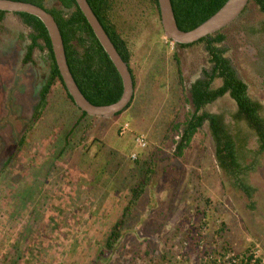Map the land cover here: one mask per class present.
I'll return each mask as SVG.
<instances>
[{
    "label": "rangeland",
    "instance_id": "1",
    "mask_svg": "<svg viewBox=\"0 0 264 264\" xmlns=\"http://www.w3.org/2000/svg\"><path fill=\"white\" fill-rule=\"evenodd\" d=\"M44 4L58 7L53 0H44ZM147 6V0H124L116 12L133 54L134 101L119 115L95 119L97 126L88 132V141L95 133H103V139L86 156L79 144L73 150L68 148L60 159H53L62 147L57 138L71 123L67 120L70 109L59 94L51 95L44 118L32 124L26 144L19 145L31 125L49 64L39 48L34 49L32 62L23 63L30 29L19 15L7 13L0 21V264H199L203 251L221 248L223 240L216 236L220 221L231 222L234 215L235 226L225 233V239L237 253L249 248L264 260V156L250 176L258 189L254 210L246 208V197L223 177L206 125L184 155L176 157L173 140L178 135L165 137L173 108L182 104L172 54L180 60L185 88L209 69L208 55L203 43L179 49L170 42L167 48L165 40L169 39L162 34L160 21L139 22ZM247 6L223 30L226 39L220 46L248 84L251 97L262 104L264 114V74L257 63L264 33L243 32L245 26L264 25V15L252 0ZM220 84L216 80L214 87ZM184 106L183 112L191 108V104ZM206 110L222 114L227 123L234 124L231 115L236 105L228 95L207 105ZM125 120L133 131L146 135L149 144L158 149L156 153L149 147H137L130 134L117 136L116 130ZM249 136L248 147L256 148L255 137ZM131 151L132 158L143 153V160H151L155 166L143 194L125 218L121 237L107 250L106 237L122 217L131 196L127 186L135 180L123 178L120 185L111 177L103 186L105 175L98 172L110 159L106 173L115 164L127 162ZM71 173L82 178L78 191L65 187ZM113 181L118 185H112ZM204 196L213 207L205 217L206 224L197 213L201 209L208 212ZM99 251L105 253L99 255Z\"/></svg>",
    "mask_w": 264,
    "mask_h": 264
},
{
    "label": "trees",
    "instance_id": "2",
    "mask_svg": "<svg viewBox=\"0 0 264 264\" xmlns=\"http://www.w3.org/2000/svg\"><path fill=\"white\" fill-rule=\"evenodd\" d=\"M14 1L33 3L45 8L52 14L63 39L70 71L79 89L91 103L94 105H107L116 102L121 97L123 85L120 75L102 48L75 0H53L58 4V7L52 8H47L44 4V0ZM87 1L118 53L128 64L129 70L131 71L134 82V94L130 104L127 106V108H129L135 99L136 92V78L131 67L133 54L129 46L128 38L125 36L124 30L116 19V12H118L124 0ZM226 1L227 0H171L177 25L184 31L192 30L206 21L215 14ZM252 1L257 5L258 10L264 13V0ZM147 2V11L145 12V16L140 15L141 20H139V22L142 21L145 24L152 23L153 21L159 22L160 14L158 1L147 0ZM247 7L242 14L245 13ZM6 14L7 12L0 10V21L3 20ZM15 14L19 15L23 23L30 29L28 35L30 42L26 47L23 63L32 62L33 51L35 48H39L45 51L49 64V73L45 83L39 91V101L32 114L31 125L21 136L19 145L26 144L28 135L32 130V124L44 118V113L49 105L50 97L55 93L63 97L62 100L65 106L70 109L67 120L71 125L68 130H62L60 136L58 135L57 139L60 140L62 147L59 148L60 150L56 156H53V159H60L68 148H72L71 150H73L77 148L79 144H83L85 151L84 156H86L87 150L92 151L94 145L102 143L103 133L98 135L95 133L88 141V132L92 133L96 128L97 122L95 119L98 117L88 115L75 105L56 66L49 35L42 21L38 17L28 13L21 12ZM160 27L162 28L161 24ZM225 28L195 42L205 44L209 69H204V77L193 81L188 88H185L184 85L180 60L176 53L172 54L175 65L176 81L181 91L179 99L182 104L180 105L181 108L180 106L176 109L173 108L172 119L165 137L168 139L172 134L178 135V139L173 140V142L175 144L176 157H181L190 147L199 130L206 125L214 143L216 164L223 173V177L226 178L229 186L234 191L240 192L246 197V208L248 210H254L256 208L258 189L252 184L250 176L257 171L262 157L264 156L263 106L250 96L248 84L238 76L230 59L226 56V50L220 46L226 39V35L223 33ZM243 32L251 35L261 34L264 33V25L261 24L258 27L245 26ZM21 37L23 36L21 35ZM165 41V45L168 48L171 41ZM193 44L194 43H175V46L179 49H185ZM257 63L258 69L260 71L262 70V74H264V45L259 49ZM218 79L221 80V84L218 87H214V83ZM186 90L188 92L187 95ZM226 93H229L236 105V111L231 115L232 121L234 122L232 126L225 121L224 115L206 110L207 105L214 103ZM186 104H191V108L183 112L184 105ZM123 111L119 112L117 115L121 114ZM125 124H127V127L123 130L122 127H124ZM116 134L118 137H125L130 134L131 139L137 147H149L152 154L156 153L158 150L149 144L144 133L133 131L131 129V123L128 120H125L119 125ZM249 134H251V137H255L257 144L256 148L248 147ZM139 137L144 139V146L139 145ZM133 152L134 151H131L129 153L127 162L115 164L110 172L106 173V168L108 169L107 165L111 164V159L106 161L104 167L102 164V169L98 172L100 175H105L103 186L112 180L111 177H114L120 185L121 182L118 181H122L123 178H125L124 180H135L132 185L127 186L131 196L128 204L123 209L122 217L112 224L109 234L106 237L104 249L107 250L113 249L115 243L121 237L122 230L125 226V218L130 214L136 200L143 194L146 185L151 179L153 166H155L151 160H143V153L136 151V156L132 158ZM114 153V150L111 149V158L114 157ZM83 161L87 162V159L83 157ZM120 165L123 167L119 168ZM52 168H54L53 165L50 169ZM120 171L124 172V176L120 175ZM106 174L109 175L106 176ZM48 175V173L45 175V179L49 177ZM70 178V182H67L65 187L71 189L72 192L78 191L79 183L82 178L80 176L76 177V175L72 173L70 174ZM117 183L115 184L113 181L112 185H118ZM109 189L108 187L104 191L105 195H107ZM221 189L225 190V187L222 186ZM208 191L209 190L206 189V192ZM204 203L206 207L208 206V212H206L205 209H201L197 213L200 214V220H204L203 223L206 224L205 217L209 216L212 204L210 205L211 200L207 196H204ZM232 221H220L221 225L216 232V236L223 240V244L218 250L212 248L210 251H203V257L208 253L211 254L213 256V261H210L211 264H250L252 260H255L254 264H258L259 259H254V255L251 252L252 250L248 248L243 253H237L234 251L235 246L225 239V233L230 232L235 226V215ZM103 253L105 252L99 251V255ZM226 253H233V257L230 258V260H225L224 255ZM218 258L221 259L220 262Z\"/></svg>",
    "mask_w": 264,
    "mask_h": 264
},
{
    "label": "water",
    "instance_id": "3",
    "mask_svg": "<svg viewBox=\"0 0 264 264\" xmlns=\"http://www.w3.org/2000/svg\"><path fill=\"white\" fill-rule=\"evenodd\" d=\"M163 34L176 44H192L204 37L219 32L236 20L250 0H227L226 3L206 21L192 30L184 31L177 25L171 0H157ZM84 14L102 48L120 75L123 85L121 97L112 104L94 105L79 89L67 63L63 39L59 27L45 8L22 1L0 0V10L7 13H28L38 17L47 29L53 57L62 80L75 105L90 116L109 119L123 111L130 104L134 94V82L128 64L122 59L102 24L87 0H75Z\"/></svg>",
    "mask_w": 264,
    "mask_h": 264
},
{
    "label": "built area",
    "instance_id": "4",
    "mask_svg": "<svg viewBox=\"0 0 264 264\" xmlns=\"http://www.w3.org/2000/svg\"><path fill=\"white\" fill-rule=\"evenodd\" d=\"M171 43H173V42H171ZM126 127H127V124H125L124 127H122V129L125 130ZM138 142H139V145H141V146L145 145V141H144V139L142 137L138 138ZM252 254L254 255V259H259V263L258 264H263L264 260L262 261V259L257 256L255 251L252 252ZM232 257H233V253H226L224 255V259L225 260H230V258H232ZM200 260H201V262L199 264H208V263H210L211 260H213V256L211 254H206V255H204L203 260L202 259H200ZM218 261L220 262L221 259L218 258ZM254 262H255V260H252L250 264H254Z\"/></svg>",
    "mask_w": 264,
    "mask_h": 264
},
{
    "label": "flooded vegetation",
    "instance_id": "5",
    "mask_svg": "<svg viewBox=\"0 0 264 264\" xmlns=\"http://www.w3.org/2000/svg\"><path fill=\"white\" fill-rule=\"evenodd\" d=\"M262 14L264 15V13H262ZM229 25H230V24H229ZM224 28H225V27H224ZM195 44H198V43H194L193 45H195ZM203 44H204V43H203ZM193 45H191V46H193ZM191 46H190V47H191ZM204 48H205V44H204ZM203 77H204V75H203V71H202V74L200 75V77L196 78L195 80H197V79H199V78H203ZM195 80H193V81H195ZM218 80H219V79H218ZM193 81H191L190 84H191ZM219 81H220V83H221V80H219ZM190 84H189V85H190ZM248 92H249V90H248ZM249 94H250V93H249ZM225 95H228V96L230 97L229 93H226ZM225 95H224V96H225ZM250 96H251V95H250ZM230 98H231V97H230ZM231 99H232V98H231ZM232 100H233V99H232ZM259 103H260V102H259Z\"/></svg>",
    "mask_w": 264,
    "mask_h": 264
},
{
    "label": "bare ground",
    "instance_id": "6",
    "mask_svg": "<svg viewBox=\"0 0 264 264\" xmlns=\"http://www.w3.org/2000/svg\"><path fill=\"white\" fill-rule=\"evenodd\" d=\"M168 39V38H167ZM170 40V39H169ZM171 41V40H170ZM172 42V41H171Z\"/></svg>",
    "mask_w": 264,
    "mask_h": 264
}]
</instances>
